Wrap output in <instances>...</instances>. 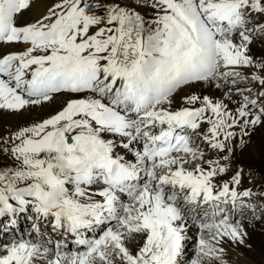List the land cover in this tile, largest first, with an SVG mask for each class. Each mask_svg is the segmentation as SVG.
Listing matches in <instances>:
<instances>
[{
  "label": "snow or ice",
  "instance_id": "obj_1",
  "mask_svg": "<svg viewBox=\"0 0 264 264\" xmlns=\"http://www.w3.org/2000/svg\"><path fill=\"white\" fill-rule=\"evenodd\" d=\"M35 2L0 0V45L19 48L0 54V109L77 98L0 150V264H183L189 220V264H226L254 193L240 169L220 178L264 123V0H53L18 23ZM212 81L235 111L195 94L173 108Z\"/></svg>",
  "mask_w": 264,
  "mask_h": 264
},
{
  "label": "bare ground",
  "instance_id": "obj_2",
  "mask_svg": "<svg viewBox=\"0 0 264 264\" xmlns=\"http://www.w3.org/2000/svg\"><path fill=\"white\" fill-rule=\"evenodd\" d=\"M52 2L53 0H36L33 5V8L30 11L25 12L24 15L19 18L18 23L31 22L32 19L38 16L39 13L43 12L46 6L50 5ZM13 50H19V48L16 46L8 47L0 45V54H4ZM250 55L255 56L257 59H264V42L256 40L252 44ZM225 92L226 89L224 87H216L215 81L199 82L179 91L175 97L173 107L182 105V98L184 96L195 94L198 96L207 95L214 100L222 99L228 105L229 109L235 111L241 99L234 93H232L230 96H226ZM68 98L77 97H65L57 95L54 101L45 102L43 105L26 106L24 109L18 111L0 109V150L11 146L9 143H6V141L19 129H22L24 127H30L55 114V112L59 111L61 107L66 103ZM237 134H239V130H237ZM243 142L244 144L242 145V147H240L241 149L237 148L236 145L233 146L234 152L241 150L244 156H254L260 158L261 156L264 157V123L249 125L247 128V134L243 137ZM232 156H234V154ZM7 159L10 161V163H12L10 157H7ZM249 177H251L252 179L256 178L257 183L259 184L264 181L263 179H260L258 175H250ZM242 221L245 232L243 238L244 242L234 243L225 238L220 245L224 248L223 257L226 261V264H258V262L253 261V258L256 257H252V255L248 253V251L244 247V244L251 243L252 245L262 247L264 245V241L261 235H264V229L260 227V220L258 221L256 219H247ZM200 234L201 231L198 230L189 220L188 229L186 231V250L184 252V255L181 257L182 262L185 258L190 259L192 256L193 258L195 257L196 247L192 252H190L188 244L192 243L194 237L200 236ZM183 264L186 263L183 262Z\"/></svg>",
  "mask_w": 264,
  "mask_h": 264
},
{
  "label": "rangeland",
  "instance_id": "obj_3",
  "mask_svg": "<svg viewBox=\"0 0 264 264\" xmlns=\"http://www.w3.org/2000/svg\"><path fill=\"white\" fill-rule=\"evenodd\" d=\"M127 1L128 0H122V2H127ZM90 2L93 4L100 5L99 9H102L103 4L100 2V0H90ZM240 144H241L240 141H237L235 143L237 148L242 147L244 142H243V144H241V145ZM2 152H0V159L3 162H6V164H10V161L7 159L5 153L4 152L2 153ZM232 157H233V160H235V162L238 164V166L234 165L230 162V170L226 174H230L232 169L236 170V169H239L241 166H247V167H250V169H252L255 174H259L264 178V157L263 156H261V158L260 157H254V156H244V154H242V151L238 150V151L234 152V156H232ZM226 174H224L223 176H225ZM227 179H229V178H227ZM262 216H263L262 218H258L256 220H258V221L260 220V223H261L260 227L262 229H264V214ZM236 218L240 219L238 217H236ZM241 220H245V219H241ZM263 234H264V232H263ZM261 237L264 241V235H261ZM244 247L248 251V253H250L252 255V257L253 256L256 257V258H253L254 259L253 261L258 262V264H264V245L262 247H258L256 245H252L250 243V244H244ZM188 248L190 249V252H192L195 249V247H193V241H192V243L188 244ZM191 259H193V256L190 259H187V258L183 259V262H185L186 264H189ZM185 260H187V261H185Z\"/></svg>",
  "mask_w": 264,
  "mask_h": 264
}]
</instances>
